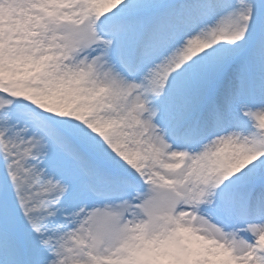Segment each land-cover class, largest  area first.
<instances>
[{"label":"snow or ice","instance_id":"6c2138e0","mask_svg":"<svg viewBox=\"0 0 264 264\" xmlns=\"http://www.w3.org/2000/svg\"><path fill=\"white\" fill-rule=\"evenodd\" d=\"M0 264H264V0H0Z\"/></svg>","mask_w":264,"mask_h":264}]
</instances>
